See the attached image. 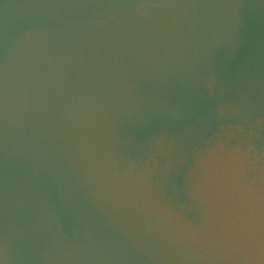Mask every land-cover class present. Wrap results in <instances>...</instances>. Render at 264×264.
I'll return each instance as SVG.
<instances>
[{"label":"water","instance_id":"95a60500","mask_svg":"<svg viewBox=\"0 0 264 264\" xmlns=\"http://www.w3.org/2000/svg\"><path fill=\"white\" fill-rule=\"evenodd\" d=\"M0 264H264V0H0Z\"/></svg>","mask_w":264,"mask_h":264}]
</instances>
